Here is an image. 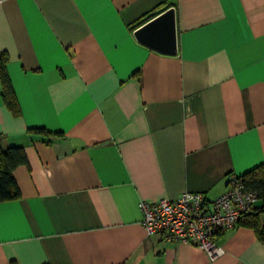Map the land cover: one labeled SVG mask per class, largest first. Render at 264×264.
<instances>
[{"label": "crops", "instance_id": "obj_1", "mask_svg": "<svg viewBox=\"0 0 264 264\" xmlns=\"http://www.w3.org/2000/svg\"><path fill=\"white\" fill-rule=\"evenodd\" d=\"M1 52L20 108L0 87L1 145L27 160L0 201V264H264L251 227L209 255L147 234L139 207L212 199L264 164V0H0Z\"/></svg>", "mask_w": 264, "mask_h": 264}, {"label": "built area", "instance_id": "obj_2", "mask_svg": "<svg viewBox=\"0 0 264 264\" xmlns=\"http://www.w3.org/2000/svg\"><path fill=\"white\" fill-rule=\"evenodd\" d=\"M256 199L255 191L244 188L242 177L231 174L226 189L212 199H205L201 192L184 190L175 198L141 200V222L147 234L189 243L215 255L222 252L215 235L236 226Z\"/></svg>", "mask_w": 264, "mask_h": 264}, {"label": "trees", "instance_id": "obj_3", "mask_svg": "<svg viewBox=\"0 0 264 264\" xmlns=\"http://www.w3.org/2000/svg\"><path fill=\"white\" fill-rule=\"evenodd\" d=\"M7 54L0 53V87L1 98L7 108L15 115L20 113L19 104L7 72ZM139 75V72H135ZM134 74V73H133ZM29 132L50 134V131L43 127H30ZM2 136L0 134V201L17 198L20 194L19 188L13 177V169L26 163V155L22 146L19 145H1ZM243 186L246 190H252L257 193V199L260 205L255 206L253 202L252 209L241 215L237 224L251 227L260 240H264V225L259 222L258 216L264 210V164H259L240 175Z\"/></svg>", "mask_w": 264, "mask_h": 264}, {"label": "water", "instance_id": "obj_4", "mask_svg": "<svg viewBox=\"0 0 264 264\" xmlns=\"http://www.w3.org/2000/svg\"><path fill=\"white\" fill-rule=\"evenodd\" d=\"M171 10H167L163 15L151 20L147 24L143 25L141 28H139L136 33L138 34L139 37H146L148 35H153L156 31L160 30L161 28H167L169 29L170 26V20H171ZM162 24V25H160ZM154 32V33H153ZM168 31L166 32L167 38H168ZM163 42H167L168 45L170 46L169 40H164ZM170 43V44H169Z\"/></svg>", "mask_w": 264, "mask_h": 264}]
</instances>
